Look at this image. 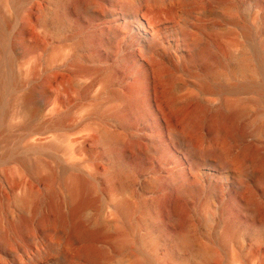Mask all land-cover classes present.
Returning <instances> with one entry per match:
<instances>
[{
    "label": "rangeland",
    "instance_id": "1",
    "mask_svg": "<svg viewBox=\"0 0 264 264\" xmlns=\"http://www.w3.org/2000/svg\"><path fill=\"white\" fill-rule=\"evenodd\" d=\"M0 23V264H83L34 229L81 198L88 264H264V0H5Z\"/></svg>",
    "mask_w": 264,
    "mask_h": 264
},
{
    "label": "bare ground",
    "instance_id": "2",
    "mask_svg": "<svg viewBox=\"0 0 264 264\" xmlns=\"http://www.w3.org/2000/svg\"><path fill=\"white\" fill-rule=\"evenodd\" d=\"M1 2H5V0H0ZM2 27H1V23H0V40L2 38ZM109 34V33H108ZM154 42H150L151 45ZM198 50L195 52V56H198L201 58L202 53L200 54V50L201 48H197ZM204 56V55H203ZM208 97V96H207ZM31 96L27 95L22 103L20 104L19 107V111H21L22 113H27L30 114V110H28L29 107V102H30ZM245 136L244 131H239L238 132V137L239 139H243ZM252 159L254 160V162L256 163V165L258 166L259 170H260V174L257 180V183L260 185L264 186V157L262 158L260 155L252 152L251 155ZM210 161V159H208ZM207 160L208 163H205L207 166L213 167L212 163H209V161ZM51 185V184H50ZM75 188L72 191V195L78 199L81 198L82 194L86 195L88 194V185L86 184L85 181H83L82 179H79L78 183H75ZM250 203L253 202L252 199H248ZM83 198L80 199L79 204H78V208H76L75 210H73L72 214H70L68 216V214H64L62 213L59 209L57 210V213L55 215H45L44 217H42V219H40L38 222H36V224H34V229L38 230V227L45 230V231H51V232H57V234H66L68 235L73 241H77V242H81L84 243V247L82 250V254H83V264H88L90 262H96L97 260H99V251L97 248H95L94 245V239L98 236V234H101V232H103L104 228L102 229V227H96V228H89L85 223L80 222L79 220H76L79 218V214L81 213V208L83 207ZM128 209L125 210V213L128 215ZM73 218V219H72ZM75 218V219H74ZM33 226H32V222L31 221H24L22 223L19 224V229L21 231V233L23 235H27L29 233V235L31 236V239H36L37 238V233H31L30 231L32 230ZM65 236V235H64ZM4 244L6 245V241H4ZM49 251H52V247L48 248ZM37 264H67V260L66 258H61V259H51L49 258H45L42 262H39Z\"/></svg>",
    "mask_w": 264,
    "mask_h": 264
}]
</instances>
